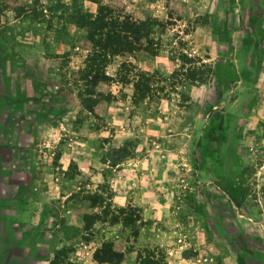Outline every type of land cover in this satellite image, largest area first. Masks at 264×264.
<instances>
[{"label": "rangeland", "instance_id": "obj_1", "mask_svg": "<svg viewBox=\"0 0 264 264\" xmlns=\"http://www.w3.org/2000/svg\"><path fill=\"white\" fill-rule=\"evenodd\" d=\"M263 42L264 0H0V222L29 196L50 264H264Z\"/></svg>", "mask_w": 264, "mask_h": 264}, {"label": "crops", "instance_id": "obj_2", "mask_svg": "<svg viewBox=\"0 0 264 264\" xmlns=\"http://www.w3.org/2000/svg\"><path fill=\"white\" fill-rule=\"evenodd\" d=\"M261 49L264 52V42ZM263 56L261 70L256 69L257 72H254L256 79H260L259 77L262 76L264 80ZM246 59L249 60L250 58L247 57ZM252 65L256 66L254 61ZM8 192H10V189H8ZM3 194L1 192L0 200H3ZM28 198L29 196L24 197L23 195L20 199L21 204H18V202L16 206H6L4 209L5 216L9 221L0 222V264H50L49 259L53 257L56 246H62L63 240L70 244L75 243V241L70 242V240L61 237V232L57 233V237L39 234L43 213L38 206L35 208V205ZM8 225L11 227V231H6L3 228ZM18 226L24 228L26 233H16L15 228ZM81 246L80 248H78L79 246L73 248V251H70V256L75 252H80L81 255L85 253L83 259L87 258L86 264H92L93 249L90 250L91 246L88 243ZM77 248L78 251H76Z\"/></svg>", "mask_w": 264, "mask_h": 264}, {"label": "trees", "instance_id": "obj_3", "mask_svg": "<svg viewBox=\"0 0 264 264\" xmlns=\"http://www.w3.org/2000/svg\"><path fill=\"white\" fill-rule=\"evenodd\" d=\"M106 27H111V25L108 23H100V25H98L97 27L87 26V31L90 32L88 39L90 40L92 37V33L95 32L98 33V36H104L105 33H102L101 30L105 29ZM121 257V254L112 251L111 244L109 242L101 244V247L97 249L93 254V260H95V262L105 264H112L113 261H116V263H118Z\"/></svg>", "mask_w": 264, "mask_h": 264}]
</instances>
